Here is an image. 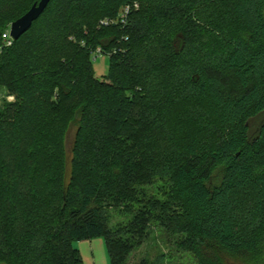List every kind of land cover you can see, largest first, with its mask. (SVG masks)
Returning <instances> with one entry per match:
<instances>
[{
    "label": "trees",
    "instance_id": "1",
    "mask_svg": "<svg viewBox=\"0 0 264 264\" xmlns=\"http://www.w3.org/2000/svg\"><path fill=\"white\" fill-rule=\"evenodd\" d=\"M38 1L0 0V88L16 97L0 106V264H84L74 243L100 237L111 264H127L150 224L198 264H264V0H51L4 47ZM131 2L127 25L100 27ZM97 48L110 82L95 75ZM184 85L205 122L183 116ZM147 119L169 139L156 195L136 159L154 151L136 144ZM109 207L133 219L113 230Z\"/></svg>",
    "mask_w": 264,
    "mask_h": 264
},
{
    "label": "rangeland",
    "instance_id": "2",
    "mask_svg": "<svg viewBox=\"0 0 264 264\" xmlns=\"http://www.w3.org/2000/svg\"><path fill=\"white\" fill-rule=\"evenodd\" d=\"M11 24H9V28ZM92 65L98 80L102 82H110L106 76L109 74V66H110V56L107 53L99 55L96 59L92 57ZM193 76V75H192ZM183 98L182 106L185 109L183 113L184 117H187V120L195 121V122H205L208 117L203 109L199 98L197 97V89L195 87H190L189 85H184L181 87ZM13 97L12 99H8L9 97ZM16 101V97L14 95L8 94L4 88H0V106L5 103H14ZM145 113H141L139 117H136L135 124L145 118ZM144 122V121H143ZM146 122V121H145ZM261 119H258L254 122L253 131L257 130L260 126ZM163 124V123H161ZM153 122L151 119H147L146 123H143L141 128L138 129L136 136L138 137V141L136 144L150 146L154 149L152 152L144 153L143 156L140 154L136 157L137 160L140 161L142 168H146L148 170V184L144 186L147 190L148 195H156L158 189L163 191V189H167V180L168 173H164L159 167L160 163L163 164L166 158L170 156L167 151L168 157L166 156V150L168 148L167 137L162 135L164 132L159 131V127H153ZM137 126H135L136 128ZM161 129V128H160ZM162 131V130H161ZM77 132L76 125H72L70 130L68 131L65 138V155H64V166H65V185L64 191L66 192L67 186L71 180V166L73 160V147L74 140ZM152 132L157 136L155 137L157 140L148 143H145L147 140L146 134H152ZM213 137L218 136V132L215 130L212 132ZM135 207H138L134 204ZM108 216L110 221L111 229L115 230L119 227L125 226L133 219V214L125 212L123 207L120 208H108ZM146 237L143 238V243L136 247L129 254L127 258V264H141L143 260H148L152 264H198L197 260L193 256V254L189 251L182 250L177 246L178 237L174 235H170L167 233L162 226L159 224H150ZM102 240L105 246V256H101L100 264H111V258L109 251L107 249L105 239L103 237L97 238ZM81 242L78 241L74 243V247L77 248L82 256L84 264H94L93 254L91 252H83L81 250ZM248 260V259H246ZM230 261L233 264H249L246 261L243 262L237 257H231Z\"/></svg>",
    "mask_w": 264,
    "mask_h": 264
},
{
    "label": "built area",
    "instance_id": "3",
    "mask_svg": "<svg viewBox=\"0 0 264 264\" xmlns=\"http://www.w3.org/2000/svg\"><path fill=\"white\" fill-rule=\"evenodd\" d=\"M139 7L140 6H139L138 2L128 3L125 6H123V8L120 10V12L116 18L102 19L100 21L99 25H100V27H107V26H111V25H117V26L124 27L125 25H127L130 15L134 11L139 10ZM2 38H3V46L4 47H10L13 45L14 39L11 37L10 28L3 33ZM102 54H104V53L101 50V48H97L93 52L92 57L96 59L99 55H102ZM12 98L13 97L10 96L8 99H12Z\"/></svg>",
    "mask_w": 264,
    "mask_h": 264
},
{
    "label": "water",
    "instance_id": "4",
    "mask_svg": "<svg viewBox=\"0 0 264 264\" xmlns=\"http://www.w3.org/2000/svg\"><path fill=\"white\" fill-rule=\"evenodd\" d=\"M51 0H39L21 18L11 24L10 34L14 41L18 40L33 25V23L43 14Z\"/></svg>",
    "mask_w": 264,
    "mask_h": 264
},
{
    "label": "crops",
    "instance_id": "5",
    "mask_svg": "<svg viewBox=\"0 0 264 264\" xmlns=\"http://www.w3.org/2000/svg\"><path fill=\"white\" fill-rule=\"evenodd\" d=\"M81 250L83 252H91L93 254V258L95 263L100 264L101 256H105V246L102 240L100 239H92V240H84L81 242Z\"/></svg>",
    "mask_w": 264,
    "mask_h": 264
}]
</instances>
